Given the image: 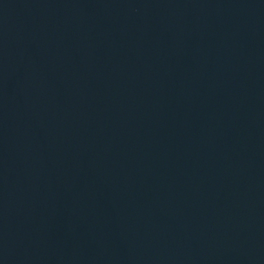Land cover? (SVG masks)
I'll list each match as a JSON object with an SVG mask.
<instances>
[{
    "label": "water",
    "instance_id": "water-1",
    "mask_svg": "<svg viewBox=\"0 0 264 264\" xmlns=\"http://www.w3.org/2000/svg\"><path fill=\"white\" fill-rule=\"evenodd\" d=\"M0 264H264V0H0Z\"/></svg>",
    "mask_w": 264,
    "mask_h": 264
}]
</instances>
